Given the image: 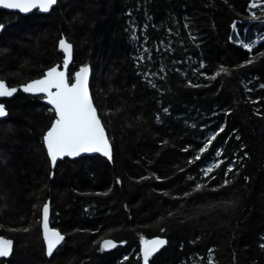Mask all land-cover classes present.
Here are the masks:
<instances>
[{
	"label": "trees",
	"instance_id": "trees-1",
	"mask_svg": "<svg viewBox=\"0 0 264 264\" xmlns=\"http://www.w3.org/2000/svg\"><path fill=\"white\" fill-rule=\"evenodd\" d=\"M250 3L58 0L48 15L0 11V80L19 87L62 66L58 42L65 38L74 49L68 76L91 67V95L113 149L111 163L66 159L52 170L42 135L54 113L45 99L19 92L3 101L0 236L14 241V252L0 264H143L141 237L168 241L150 264H264V15ZM253 12L261 19L251 20ZM241 42L260 43L249 53ZM248 59L255 62L238 67ZM200 63L199 72L212 75L223 65L231 75L208 81L195 71ZM146 72L155 74L156 89ZM188 81L210 86L190 88ZM219 127L224 132L209 153L187 164ZM215 148L225 164L209 182L198 165L211 163ZM233 163L239 175L225 176ZM224 179L233 183L219 188ZM197 183L206 184L198 193ZM47 201L51 227L66 236L50 260L39 223ZM104 239L117 247L99 251Z\"/></svg>",
	"mask_w": 264,
	"mask_h": 264
},
{
	"label": "snow or ice",
	"instance_id": "snow-or-ice-1",
	"mask_svg": "<svg viewBox=\"0 0 264 264\" xmlns=\"http://www.w3.org/2000/svg\"><path fill=\"white\" fill-rule=\"evenodd\" d=\"M57 2L58 0H0V9L18 10L19 13L23 14L32 13L33 10L41 13H48L53 10L54 6L57 5ZM225 2H227V0H225ZM248 7L250 9H259L261 15H264V2H262V0H251ZM129 15H131V13H129ZM249 18L251 20H260L261 16H258L253 12ZM185 27H187V25H185ZM232 28L235 30L236 25L233 24ZM3 29L4 25L0 24V31ZM133 39H136V37H133ZM191 39L195 41L196 38L191 36ZM145 43H147V40H145ZM241 46L249 53L253 51L254 47L252 43L244 42H241ZM58 47L64 54L63 68L66 70L72 58V45L62 38L58 42ZM143 50L145 53H150V50L146 47ZM168 50V48H165V51ZM157 51H159V49H157ZM259 55L264 57V52H261ZM137 59L143 61L145 56H139ZM147 59H152L150 54L147 56ZM254 62L253 59H248L246 64H241L238 67L243 68ZM203 67L204 64L200 63L195 71L199 72ZM58 69L59 65L49 68L43 74L42 78L34 79L23 84L19 89L24 93H30L33 95L42 94V98L46 99L47 103L52 106L51 111L54 113L52 122L42 135V144L46 148V155L49 158L51 168H56L58 160H63L65 157L75 158L82 153H99L111 161V144L106 134L105 126L102 123L101 116L98 114L97 107L95 106L93 97L89 91L90 66L88 64H83L79 67L78 71H75L74 76L72 77L66 75L65 71ZM164 71L165 69L161 67L160 72ZM199 74L204 76L208 81H216L217 78L222 75L230 76L231 72L227 67L220 65L212 75H207L203 72H199ZM153 75L155 74L144 73L147 83L153 89H156L157 85L151 80V76ZM186 86L190 88H201L209 87L210 85H202L188 81ZM260 87L264 89V84H261ZM17 91V87H9L5 81L0 80V97H12ZM252 103H259V101L253 100ZM163 111L167 113L168 109L164 108ZM7 115L8 113L4 103L0 102V118L6 117ZM225 115H230V113L226 111ZM157 119H159V117H157ZM192 127H196V125H192ZM223 132L224 127H219L218 130L205 135L198 151H195L192 154L191 159L186 160V163L192 165L197 161H200L201 158L213 148V142L216 141L217 137ZM236 139L239 140L240 137L237 136ZM165 143H167V141H165ZM181 151L188 152L189 147L185 146ZM245 155L247 154L245 153ZM211 156L212 162L207 164V166L198 165L200 171L203 173L204 179L209 182L210 180L216 179V176L213 175V173L216 172V170L221 169V165L225 164L223 159H219V157L223 156V149H213ZM234 163L225 165L224 169H222L225 176L234 172L237 176L239 175L235 170ZM181 171H183V169H181ZM49 175L51 177L54 173H50ZM142 179L146 180L149 179V177H142ZM157 179L159 178L157 177ZM187 179L194 180L195 178L188 176ZM244 179L248 180V177H244ZM120 183L121 181L117 178L116 184ZM230 183H233V181L224 179L219 184V188H225ZM205 187V183H197L193 191L198 193ZM212 190L217 191L219 189L214 187ZM109 191H111V189H109ZM107 194L108 193H96V195ZM163 195L168 196L169 193H163ZM191 195V192H186L184 198L186 199ZM171 198L179 199V197ZM49 216L50 202H44L41 208L39 223L42 229L43 241L46 245V255L52 257L58 246L65 241V235L61 234V232L55 228L50 227ZM0 227H3V225H0ZM8 231H21V229L9 228ZM22 231L27 232L29 229L24 228ZM161 231H164V229L161 228ZM140 241L141 257H138V259L142 258L143 264H149L150 258L168 243L166 239L160 238L148 240L141 237ZM12 243L11 239L0 237V257H7L10 255ZM97 243L100 245L99 251H108L117 247L112 239H104L102 241H97ZM260 247L264 249V244H261ZM125 260H127V257H125ZM208 264H214L212 258H209Z\"/></svg>",
	"mask_w": 264,
	"mask_h": 264
},
{
	"label": "water",
	"instance_id": "water-1",
	"mask_svg": "<svg viewBox=\"0 0 264 264\" xmlns=\"http://www.w3.org/2000/svg\"><path fill=\"white\" fill-rule=\"evenodd\" d=\"M56 6L57 5H55L54 6V8H53V10L56 8ZM53 10H51L50 12H48V13H41V12H39V11H36V10H33V12L32 13H28V14H23V13H19L18 12V10H8V9H0V11H5V12H8V13H15V14H20V15H22V16H25V17H27V16H30V15H32V14H34V13H38V14H40V15H48V14H50ZM2 32H3V30L2 31H0V36H1V34H2ZM63 39H65V38H63ZM66 40V39H65ZM67 41V40H66ZM58 51L61 53V54H63L60 50H59V47H58ZM64 55V54H63ZM73 55H74V49H73V46H72V58H71V60H70V62H69V65H68V68L65 70L64 68H63V64H62V66H59V69L58 70H61V71H65L66 72V75H68V71H69V69H70V67H71V65H72V63H73ZM91 75H92V71H91V67H90V76H89V91H90V81H91ZM42 78V77H41ZM6 83V82H5ZM7 84V83H6ZM8 85V84H7ZM9 86V85H8ZM9 87H11V86H9ZM18 88V91H17V93L16 94H14L12 97H0V102H2L3 103V101L4 100H11V99H13L19 92H21L22 94H25V95H30V96H42V94H39V95H33V94H30V93H24L22 90H19L20 89V86L19 87H17ZM90 94H91V91H90ZM45 103H46V105L47 106H49L50 108H52V106L51 105H49L48 103H47V101H46V99H45ZM6 108V107H5ZM7 110V109H6ZM7 113H8V110H7ZM9 118V113H8V115L6 116V117H3V118H0V123L2 122V121H4V120H6V119H8ZM106 134H107V132H106ZM108 136V135H107ZM109 138V137H108ZM110 141V140H109ZM111 144V143H110ZM46 149V148H45ZM111 149H112V145H111ZM85 157H100V158H103V159H105L106 161H108L109 163H111L112 161H113V149H112V160L111 161H109L106 157H104V156H102L101 154H99V153H82L80 156H78V157H75V158H69V157H65L63 160H58L57 161V164H58V162H60V161H64V160H66V159H68V160H71V161H75V160H78V159H81V158H85ZM52 170H55V169H53L52 168ZM47 202H50V201H47ZM50 215H51V208H50ZM49 225H50V227H51V224H50V216H49ZM53 228V227H52ZM56 230H58V229H56ZM59 231V230H58ZM61 232V231H60ZM41 234H42V229H41ZM61 234H63V233H61ZM64 235V234H63ZM0 237H2V236H0ZM4 239H8V238H5V237H3ZM65 238H66V236H65ZM156 238H160V239H165V238H162V237H155V238H152V239H156ZM12 240V239H11ZM42 240H43V237H42ZM151 240V239H150ZM12 250H11V253H10V255L9 256H7V257H0V261H2V260H9L11 257H12V255H13V252H14V241L12 240ZM43 243H44V241H43ZM63 243L64 242H62V244L61 245H59L58 246V248H57V250L63 245ZM44 246H45V255H46V245H45V243H44ZM163 248V247H162ZM161 248V249H162ZM160 249V250H161ZM56 250V251H57ZM113 249H111V250H108V251H106V252H110V251H112ZM159 250V251H160ZM56 251H54V253H53V256H54V254L56 253ZM158 253V252H157ZM157 253H155L154 255H153V257L157 254ZM52 256V257H53ZM46 257H47V259H52V257H48L47 255H46ZM152 258V257H151ZM150 258V259H151ZM150 264V263H149Z\"/></svg>",
	"mask_w": 264,
	"mask_h": 264
},
{
	"label": "rangeland",
	"instance_id": "rangeland-1",
	"mask_svg": "<svg viewBox=\"0 0 264 264\" xmlns=\"http://www.w3.org/2000/svg\"><path fill=\"white\" fill-rule=\"evenodd\" d=\"M263 133H264V130H263ZM7 210V209H6ZM30 239V237L27 239V240H29ZM26 242V241H25Z\"/></svg>",
	"mask_w": 264,
	"mask_h": 264
}]
</instances>
